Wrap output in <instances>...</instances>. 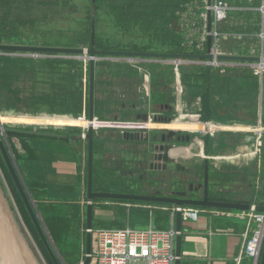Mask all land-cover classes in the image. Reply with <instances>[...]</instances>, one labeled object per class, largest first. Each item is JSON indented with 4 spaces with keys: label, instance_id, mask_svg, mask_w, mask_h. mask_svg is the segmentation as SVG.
<instances>
[{
    "label": "crops",
    "instance_id": "1",
    "mask_svg": "<svg viewBox=\"0 0 264 264\" xmlns=\"http://www.w3.org/2000/svg\"><path fill=\"white\" fill-rule=\"evenodd\" d=\"M97 1H100L98 5L96 4ZM227 1L234 6H239L241 9L229 14L228 18L221 25L223 32L232 34V36L222 39V51L228 54L232 53L235 47H246L260 54L262 50L264 51V35L262 37L261 15L257 8L264 3V0ZM116 4V0L93 1V5L97 8L96 15H94L95 18H93L95 22V36L98 39L112 40L110 41V45L113 47H125V49H128L130 40L134 37L116 26L118 20L115 14ZM99 8H102L100 11H103V16L98 11ZM182 11L176 12L178 30H180L179 20ZM197 11L198 9H195L192 16L196 15ZM101 18H103L102 21L105 23L106 28L101 26ZM207 24L208 19L205 22L206 27ZM180 32L182 33L181 30ZM182 45L185 47L186 53L204 54L207 51V42L205 41L199 42L198 45ZM38 58L46 57L40 56ZM136 60L138 66L132 65L126 60H117L115 58L102 57L97 60L95 75V117L112 120L115 123H140L141 125H138V128L145 129L143 131L144 136L149 134L152 137L159 135L162 127L149 128L148 124L150 122L145 123L137 120L136 114L140 111L144 112L149 110V112H152V115L155 114L158 117H162L167 115V111L175 109L177 112V104L186 106L188 100L184 98L185 91L183 87H180V91L177 93V90H179L177 89V85H175L177 75L171 60L143 57H137ZM181 74L182 71L179 68V75L181 76ZM172 82L174 83L172 86L173 89L171 88ZM193 92L195 93L194 97L200 96L203 93ZM216 97V101H224L225 105L227 103L225 100L228 99L231 108L227 112L229 114V111H232L236 118L248 117V119H251V115L253 114V116H257L255 119L258 121L261 114L264 116L263 87H261L260 96L258 94L257 100H255L256 103L253 101L255 103V109L257 110L256 113H254V109L251 110V108H248L247 101L251 104V100H248L247 97L242 98L238 94L233 93L225 97L219 95ZM221 102H218V104ZM216 103L214 102V116H217V113H215L217 109ZM168 104L171 105L172 109L171 107L169 109ZM198 109L199 106L195 107V110L192 112H196ZM99 112L101 115H98ZM48 120L50 125L47 127L60 128L81 124L88 125V122L79 119L76 123L71 121L69 125H65L66 121L61 117H52ZM38 121L40 123V118H38ZM152 123L164 124L159 121H153ZM105 124L110 125L111 122L104 123L103 121L95 120V125ZM249 128L251 127L243 130L249 131L251 130ZM123 129L134 131L133 128H129L128 126H123ZM107 130H109L106 131L107 133L112 132L113 140L110 142L119 151L115 155H119V157L125 160H137L138 157L139 160L143 159L144 154L140 153V151L143 152L145 146H149L150 148L151 143H153L149 140L124 139L123 132L119 129V126L116 129ZM99 134L100 132L96 133L94 141V159ZM249 141L251 145H256V141L251 139ZM83 142L85 141L74 142L70 140V143H68L67 141L58 140L51 142L50 140L39 139L28 142L30 152L25 150L23 146L21 148V145L19 147L24 155L21 160L22 176H24L23 178L28 184V190L31 187L32 195L37 194V198H40L38 193L45 194L42 197L45 199L40 202L44 203V206L50 212L48 216L52 218L53 227L58 236L59 233L64 232L59 237L62 246L72 244L74 241L76 244L73 243L71 246L81 253L68 256V259L71 261L70 264H75L79 261L81 263L86 257L87 227L86 233H83L81 225L86 226L87 188L85 190L81 189L78 193V182L70 180L67 183L59 179L65 176L77 179L76 177L79 175V173L77 174L78 166L77 162L73 159V155H71L73 152L72 145L80 146ZM212 142L213 138L210 141L211 146ZM104 143L102 141L101 145H104ZM128 148L132 150V154H128L129 156L123 155V150H127ZM262 150L263 154H260L256 158L257 168H260L259 173H261L262 169L264 171V145L261 147ZM214 151L217 152V149H210V154H215ZM133 153H139L140 156L133 158ZM235 155L237 154L234 153ZM261 158L263 161H261ZM236 160L237 162L239 161L238 159ZM215 161H212L215 165L222 164L218 160ZM225 161H235V157L230 159L227 156ZM245 161L248 162V160ZM242 162L244 161L242 160ZM243 179L246 180V177L244 176ZM256 183L259 184L260 191L257 190V184L256 186L250 184L251 187L253 186L250 192H240L237 195L238 197L229 201L256 202L257 205H264V181L263 183L262 181H257ZM93 185L95 190H100L96 189L95 182H93ZM261 185L263 190H261ZM34 198L38 200L36 197ZM168 205L171 204L144 202L135 203L132 206L112 199H96L93 202V227H102L101 225L107 228L130 226L131 218L127 215V212L136 210L146 216L148 224H152L158 229H169L171 227H175L176 229V216L172 212L173 208L171 209ZM200 209L201 212L198 219L182 218V227L179 232L182 238L180 264H253V259L248 256L242 255L239 259L244 242V233L246 232L248 223V218L245 215L247 210L210 207ZM73 217H77L79 221V229L75 231V235L73 234V228L69 227ZM253 225L255 226V224ZM68 259L66 258L64 261L69 264ZM90 264H92L91 260Z\"/></svg>",
    "mask_w": 264,
    "mask_h": 264
},
{
    "label": "rangeland",
    "instance_id": "2",
    "mask_svg": "<svg viewBox=\"0 0 264 264\" xmlns=\"http://www.w3.org/2000/svg\"><path fill=\"white\" fill-rule=\"evenodd\" d=\"M100 3V1H97V5ZM93 7V0H0V18L3 23H7L11 26V28L15 32H10L9 28L6 31H2L0 33V36L3 37L6 41L15 40L16 38L20 37L23 39H33L36 41L45 42L50 37L54 36H65V37H75L80 38L82 32L86 28L88 24V14L89 10ZM29 8L28 10H26ZM10 9V10H9ZM102 8H99L98 11H100ZM105 9V8H103ZM234 11H230L229 14H232ZM101 15L103 16V11H100ZM90 16V14H89ZM99 17V15H98ZM90 19V18H89ZM106 19V18H105ZM103 18H101V26L106 28L105 23L102 21ZM34 23V24H33ZM16 27V29H15ZM104 34V33H102ZM183 35V44L186 43V39L184 34ZM15 38V39H14ZM100 44H105L104 39H99ZM112 41V40H110ZM187 44V43H186ZM9 55V54H6ZM11 55V54H10ZM22 56H29V55H22ZM31 57V56H30ZM65 58H73L76 60H83L82 58L72 57L65 55L63 56ZM84 65V64H83ZM88 65V64H87ZM88 68V66H87ZM37 82L38 81H49V76L45 74H36L35 75ZM180 82L181 87L184 89L185 99L188 100L186 103V106L183 107L182 113L184 117L189 113H193L192 111L195 110V107L199 106V97H194L195 93L192 91V88L190 87V83L186 82L182 76H180ZM44 78V79H42ZM16 83V82H15ZM19 86H23L24 89L25 86L23 85L22 81H17ZM261 83V82H260ZM88 84V76L87 81L84 83V89H87ZM173 82L171 84V88L173 89ZM29 85V84H28ZM264 85V82H263ZM261 92H259L260 96ZM5 97H7V93L4 94ZM217 103V109L216 112L217 116H215L216 119H223L224 121L229 120H242V118H236V116L232 113V111L228 110L231 108L230 102L228 99L225 100L226 105L224 104V101H216ZM218 102H221L218 104ZM12 103L4 102L3 100H0V123L3 124V126H12V127H25L27 129L34 128L30 126L25 125H14L10 124L11 114L15 115H32V116H42L40 118V126L36 129L38 130H55L61 133H80V130L78 128H52L47 127L50 125L49 123V117L47 116H59V117H74V114H60V113H46L41 112V114H31L28 112H21L17 111L15 108H9L11 106H8ZM174 104V103H173ZM172 104V106H174ZM188 104V105H187ZM229 104V105H227ZM109 107V106H108ZM215 107V104H214ZM108 110V109H107ZM87 114L88 108H85L83 112ZM82 112V113H83ZM248 112V110H247ZM246 112V113H247ZM176 114V110L173 109L167 113V115L174 117ZM98 115H101L100 112ZM257 115V114H256ZM257 117V116H256ZM100 120H105L101 119ZM10 124V125H9ZM104 130L100 131L99 134V141L96 144L95 149V159H94V182L96 189L100 190H107V191H118V192H137L140 193L142 190L148 188L149 190H156L161 189L163 192H172L175 190L180 189H187V185L189 183H203L204 181V158H201L199 155V152L202 151V147L198 144L195 146L194 149H191V155L190 156H180L178 159V162L181 164L180 170L176 171L174 174H168L163 173L161 170H150L148 168L149 161L152 160V152L151 148L144 147L143 152L140 151V153L144 154V158L139 160V157L137 160H125L119 157V155H115L118 153V149L114 147V145L110 142L112 141V132L107 133ZM120 135V134H118ZM256 137V136H255ZM213 142L212 146L210 145V149L216 150V153H224L226 154L230 159L233 158L234 153L238 155V160L235 161H227L225 163H222L220 165H215L210 160L209 163V180H210V192L211 196L214 199H222V200H231L235 197H238V193L240 192H250V189L253 186H256V182L262 181L264 179V171L262 169L261 173H259L260 168H257L256 164V158L260 154H263V150L257 154L255 157L251 154L249 149L253 148V145H251L249 138L250 136L244 135V134H237V133H221L219 135H215L212 137ZM211 138V140H212ZM7 139L9 143V147L11 148V151L13 152L15 159V154H22L23 151L19 149L20 145L22 148L21 141L16 138L12 137L9 134H7ZM243 139L245 140L243 145L239 144V140ZM104 141V145H101V142ZM52 142V141H51ZM70 143L69 141H67ZM72 154L73 159L77 162V174L79 175L76 177L77 179H72V177H62L59 180L66 181L67 183L70 180H75L78 182V193L81 189L85 190L87 188V143L86 141L83 142L80 146L72 145ZM70 147V144H69ZM147 150H150L149 152ZM203 153V152H202ZM123 155H130L132 154V150L129 148L127 150H123ZM128 155V156H129ZM135 156H140L139 153H133V158ZM204 157V156H203ZM263 158V156H262ZM261 158V161H263ZM242 160L245 162L243 163ZM245 160H248L246 162ZM17 162V160H16ZM216 162V161H215ZM242 162V164H241ZM18 164V162H17ZM19 170L20 165L18 164ZM171 172H174V165H170ZM21 172V171H20ZM76 176V175H75ZM246 177V180L243 179V177ZM24 177V176H22ZM24 179V178H23ZM25 181V180H24ZM0 182L2 184V187L8 196V199L11 202V205L15 211V214L17 218L19 219L21 226L24 230V232L27 234V237L38 254L42 264H49L39 247L38 243L36 242L35 238L33 237L32 233L30 232L27 224L25 223L21 212L19 210L18 205L16 204V201L14 200L12 191L10 190V186L6 180L5 174L1 168L0 165ZM26 183V182H25ZM253 186L251 187V185ZM27 185V183H26ZM94 186V185H93ZM28 188V185H27ZM147 190V189H146ZM257 190H259V184H257ZM261 190H263V187L261 185ZM77 193V195H78ZM196 196H199V192H194ZM34 197H38L37 194H33ZM40 198H37L38 200H34L36 208L38 212L40 213L43 223L45 225V228L48 232V235L50 236V239L54 245L55 251L58 254L59 258L63 262L64 259L68 258V256H71L73 254H81L78 252V250L74 247H72V244L62 246L61 241L59 237L62 236V233H59V236L56 232L51 231L49 225L50 221H53L52 218L49 215V211L46 212V215L44 214V211H46V207L43 206V203L40 201L44 200L45 198H42L45 196V194H39ZM263 197V194H262ZM123 204H129L132 205L135 204L131 201H119ZM131 206V207H132ZM170 206L172 209L173 206ZM127 215L131 218V228H146L148 227V219L143 213H140L136 210H131L129 213L127 212ZM72 223L74 225L73 228V234L75 235V231L79 229V221L77 217L72 218ZM48 226V227H47ZM102 227H105L101 225ZM99 227V226H96ZM81 228L83 230V233H86V226L83 224L81 225ZM110 228V227H108ZM119 228V227H117ZM54 237L58 238L57 240L53 239ZM73 235V237H74ZM74 240V239H73ZM76 244V242L74 243ZM60 245V246H59ZM68 246V247H67ZM71 246V247H70ZM251 258V257H250ZM80 262V261H79ZM65 263V261H64Z\"/></svg>",
    "mask_w": 264,
    "mask_h": 264
},
{
    "label": "trees",
    "instance_id": "3",
    "mask_svg": "<svg viewBox=\"0 0 264 264\" xmlns=\"http://www.w3.org/2000/svg\"><path fill=\"white\" fill-rule=\"evenodd\" d=\"M115 14L117 15L116 26L131 34L129 48L113 47L110 45V40H104L105 44H100V40L95 36V46L97 49L105 50H128V51H148V52H168V53H186L183 44V35L178 30L176 22V12L186 9V7L195 0H116ZM27 8L26 10H28ZM96 7L89 10L88 24L81 37H65L54 36L48 38L45 42L36 41L33 39L14 38L15 40L7 41L13 43H30L43 44L47 46H65V47H89L92 32V19L95 18ZM10 10V9H9ZM90 18V19H89ZM34 24V23H33ZM9 28L10 32H15L7 23H3L0 18V33ZM16 29V27H15ZM3 31V32H4ZM6 41L0 36V42ZM238 47L233 49V52L238 51ZM83 64L84 61L65 57H46L35 58L22 55H6L0 54V100L12 103L9 108H15L17 111L28 112L31 114L60 113L74 114L78 116L85 108L89 106V64H88V84L87 89H84L83 82ZM182 71L181 76L186 82H189L193 91L201 94L207 85L206 66L199 64L180 65ZM45 74L49 76V81H38L36 74ZM44 79V78H42ZM17 81H22L23 86H19ZM16 82V83H15ZM29 84V85H28ZM211 87V105L213 109V119L219 122H224L223 119H216L214 116V102L216 103L217 95L225 97L226 95L238 94L239 97H247L251 100V104L247 101L248 108L254 109L256 113L255 103L259 92H261V83L257 76L253 74L250 67L233 66L225 69L224 72L211 69L210 76ZM264 88V85H263ZM7 93V97L4 94ZM195 96V95H194ZM238 97V98H239ZM219 101V100H218ZM255 101V103H253ZM247 108V109H248ZM42 116L32 115H15L11 114L10 124L25 125L30 127H40L38 118ZM52 118L51 116H47ZM59 117V116H53ZM65 125H69L71 121L77 122L76 118H66ZM256 116L251 115V119L242 118L241 121L247 123H256ZM73 119V120H72ZM264 119V116H263ZM240 120V119H239ZM228 121V120H227ZM230 121V120H229ZM9 124V125H10ZM12 137H16L21 141L25 150L30 152L28 142L35 140H50V141H69L70 139L61 140L55 137L38 136L29 134H20L17 132H7ZM79 134V133H78ZM16 155V160L20 165L22 173V154ZM0 165L5 174L6 180L12 191L14 200L19 207L21 215L27 224L30 232L41 248L47 262L54 264L47 249L41 241L32 220L25 208L20 194L14 184V181L7 169V166L0 153ZM23 175V173H22ZM27 183V182H26ZM28 185V184H27ZM32 188L29 187V192L33 200ZM109 200V199H108ZM222 200V199H220ZM122 201V200H119ZM126 201V200H123ZM229 201V200H228ZM133 203H144L131 201ZM44 206V203H43ZM46 211L44 214L46 215ZM53 221L47 223L53 232ZM48 227V226H47ZM69 227L74 228L71 221ZM122 228V227H119ZM62 229V228H61ZM56 232V231H55ZM57 240L58 238L54 237ZM68 259V258H67ZM70 264V259H68ZM79 262L75 263L78 264ZM65 264L68 262L65 261Z\"/></svg>",
    "mask_w": 264,
    "mask_h": 264
},
{
    "label": "water",
    "instance_id": "4",
    "mask_svg": "<svg viewBox=\"0 0 264 264\" xmlns=\"http://www.w3.org/2000/svg\"><path fill=\"white\" fill-rule=\"evenodd\" d=\"M94 1V0H93ZM211 3V1H209ZM207 29H211V14L208 12V24ZM211 38H207V51L204 54L199 53H167V52H148V51H128V50H105L97 49L95 46V22L92 19V32L90 46L85 50L83 47H65V46H47V45H28L18 43H0V54H26L29 56H44V54H50L54 56H72L77 58H85V51L88 54L89 60V107H88V120L93 121L95 119V75H96V62L100 57L106 56H123V57H143V58H159L165 60H181V59H208L212 60L214 56L210 53ZM218 60L223 61H237V62H259L264 61V57L261 56H243L235 54H221L217 56ZM207 71V85L203 93L199 97V109L192 114L189 113L186 116V120L189 123L194 124H208L213 122V109L211 105V87L210 76L211 67L206 66ZM168 107L170 105H167ZM171 107V106H170ZM172 109V107H171ZM152 117L153 121H159L164 124H169L173 117L169 115L156 116L152 115L149 110L144 112H138L136 119L145 123L149 121V117ZM143 128H136L134 131H123L122 135L124 139L129 140H149L152 141L153 159L161 161L166 165L168 162H176L178 165L179 156L175 155L177 150L185 148L194 149L198 144L202 147L204 154V196L202 198H188L187 192H177L179 197L160 196L152 194H141L134 192H118L107 190H95L93 187V171H94V141L96 137L93 126L87 129V209H86V257L83 262L78 264H90V254L92 251V233L90 229L93 228V202L96 199H112V200H127L137 202H150V203H162L171 204L176 207L193 206V207H210L219 209H239L249 210L251 203L241 201H228L220 199H211L209 196V163L208 155L210 154V141L211 134L209 131H197L191 129H169L162 128L159 135L150 137L149 134L144 136ZM7 132H17L20 134L38 135L55 137L57 139L66 140L70 139L74 142L81 141V137L78 133H61L55 130H38L36 128L27 129L25 127H12L3 126L0 123V153L7 166V169L14 181V184L21 196V199L25 205V208L35 226V229L47 249L54 264H64L55 251L54 245L48 235V232L43 223L42 217L38 212L35 202L31 197V194L27 188V185L22 177L16 162L15 156L9 147ZM245 140L240 139L239 144L243 145ZM152 165V164H151ZM256 210L264 212V205H257ZM176 230L181 231L182 227V213L176 211ZM181 244L182 238L180 233L176 237V255L178 259L175 264L181 263ZM0 264H42L38 254L32 247L27 234L24 232L19 219L17 218L15 211L11 205L8 196L6 195L2 184L0 182ZM255 264H264V243L261 251V255L256 259Z\"/></svg>",
    "mask_w": 264,
    "mask_h": 264
},
{
    "label": "built area",
    "instance_id": "5",
    "mask_svg": "<svg viewBox=\"0 0 264 264\" xmlns=\"http://www.w3.org/2000/svg\"><path fill=\"white\" fill-rule=\"evenodd\" d=\"M198 9L197 14L192 16L194 10ZM239 6H234L230 4L227 0H212L211 3L207 0H195L191 2L186 9H184L180 14L179 28L185 36V45H198L199 42H207V38H211V48L210 53L214 56L212 60L208 59H181V60H171L176 71V82L177 93L180 91L181 82L179 75V68L182 64H199L203 66L210 65L211 69L217 70L219 72H224L226 68L233 66H244L250 67L253 74L257 76L261 82V87H263L264 82V61L259 62H237V61H223L218 60L217 56L221 54H227L222 51L221 42L223 38H228L232 36L229 32H223L221 30L222 23L228 18L230 11H238ZM261 15L262 23V37L264 35V3L257 8ZM208 12L211 14V29L208 30L205 26V22L208 19ZM0 43H13L3 41ZM18 44H28V45H43V44H30V43H18ZM87 50V47H84ZM243 56H261L264 57V51L262 50L260 54H257L253 49H248L246 47H241L238 51L228 53ZM18 55H26L24 53ZM54 55L44 54L42 57H53ZM85 58L83 65V82L86 83L88 76L87 64H89L88 54L85 51ZM34 57V56H31ZM37 56L35 58H38ZM107 58H115L117 60H126L134 66L137 65L136 58L133 57H123V56H106ZM104 57V58H106ZM102 58V57H100ZM99 58V59H100ZM98 59V60H99ZM66 118H76L79 120H84L88 122V125H73L72 128H78L80 130L81 140L86 141V133L90 124L93 122V128L95 133L104 131V129H116V125H95L94 121L114 122L112 120H100L95 117L93 121L88 120V116L85 111L78 116L66 117ZM150 123L153 122L152 117H149ZM115 123V122H114ZM131 122H128L130 124ZM222 127L220 130H216L213 133L212 126ZM250 125V126H248ZM123 126H128L129 128L136 129L138 126L121 125L119 129L123 132ZM60 127V128H68ZM249 131H244V128H248ZM56 129L55 127H52ZM148 129V128H147ZM254 129V130H252ZM201 131V130H197ZM202 132V131H201ZM209 133L211 138L220 133H237L251 136L255 134L258 136L259 141V152L261 147L264 145V119L261 114L259 120L256 123H247L241 120H230L219 122L213 119V122H209ZM256 202L251 203V208L246 211L245 215L248 218L247 229L244 233V242L241 250V255L239 259L244 256L251 257L253 259V264L257 258L260 257L263 243H264V212H259L256 210ZM176 211L182 213L183 218L198 219L201 209L200 207L193 206H183L176 207L173 206L172 212L175 214ZM255 224V226L253 225ZM92 233V251L89 255L92 264H175L178 256L176 255V237L179 232L175 227L169 229H158L152 224H149L146 228H131L130 226L122 228H107V227H93L90 229Z\"/></svg>",
    "mask_w": 264,
    "mask_h": 264
},
{
    "label": "bare ground",
    "instance_id": "6",
    "mask_svg": "<svg viewBox=\"0 0 264 264\" xmlns=\"http://www.w3.org/2000/svg\"><path fill=\"white\" fill-rule=\"evenodd\" d=\"M178 106V111L176 112V114L174 115L173 117V120L169 123V124H148L149 128H155V127H162V128H169V129H174V130H179V129H191V130H201V131H209V123L208 124H194V123H189L187 122L186 118L184 117L183 113H182V110H183V107L185 105H180V104H177ZM94 124H95V121H94ZM91 125H93V122L91 123ZM110 125H116V126H121V125H129V126H138V125H141L140 123H114V122H111ZM222 127H219L217 125L215 126H212V132L215 133L216 130H220ZM246 130V128H244ZM255 134H251L250 138L251 140H254L256 141V145L257 147L259 148V141H258V136H256ZM254 150L256 152V154H258V148H256V146L254 145ZM251 149H249L250 151ZM175 155L176 156H183L185 155L186 157L187 156H190L191 155V151L189 148H185V149H182V150H177L175 152ZM201 158H204V154L201 152H199V155ZM208 158L211 160V161H217V160H223L225 161L226 160V156L223 155V156H219L218 153L216 154H209L208 155ZM239 163V162H238ZM245 163V162H243ZM242 164V162H241Z\"/></svg>",
    "mask_w": 264,
    "mask_h": 264
},
{
    "label": "flooded vegetation",
    "instance_id": "7",
    "mask_svg": "<svg viewBox=\"0 0 264 264\" xmlns=\"http://www.w3.org/2000/svg\"><path fill=\"white\" fill-rule=\"evenodd\" d=\"M170 106H169V109H170ZM166 113H169V111H167ZM255 146H256V148H258L257 145H255ZM151 147H152V143L150 145V148ZM147 151L149 152L150 150H147ZM151 151L152 152H149V153H152V156H151L152 157V160L149 161V164H148V168H150L151 171L152 170H161L163 173L174 174L177 170L178 171L180 170L181 166L178 165V163H176V162H168L166 165H164V163L161 162V161H158V162L156 160L154 161V159H153V154H154L153 148H151ZM258 151H259V148H258ZM250 152L253 155V157H255L257 155L256 152H255V150H254V147L250 150ZM218 155L219 156L225 155L226 156V159H227V155L224 154V153H218ZM234 157H235V160L238 159V155L233 156V158ZM218 161L219 162H222V163H225L226 162V161H223V160H218ZM170 165H174V167H175L174 172H171ZM209 188H210V184H209ZM146 189L142 190V192L140 191V193L141 194L160 195V196L179 197V196H177V192H187V197L188 198H202L204 196V183H198V184L189 183L187 185V189H180V190H175V191H172V192L171 191L170 192H163L161 189H156V190H152V191L149 190L148 188H146ZM208 191H209L210 198L211 199H214L211 196L210 189H208ZM194 192H199L200 195L199 196H196L194 194ZM134 193H137V192H134ZM200 208H206V207H200Z\"/></svg>",
    "mask_w": 264,
    "mask_h": 264
}]
</instances>
